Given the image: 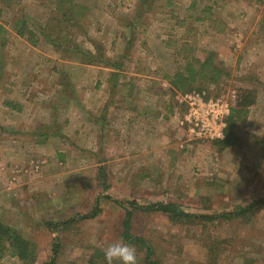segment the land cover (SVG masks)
<instances>
[{"label":"rangeland","instance_id":"obj_1","mask_svg":"<svg viewBox=\"0 0 264 264\" xmlns=\"http://www.w3.org/2000/svg\"><path fill=\"white\" fill-rule=\"evenodd\" d=\"M136 3L0 0V218L33 244L30 264L53 255L51 264H106L104 249L117 240L144 264L139 243L123 238L117 201L218 214L264 197V0H152L139 20ZM50 17L62 47L125 54L120 72L110 78L113 69L57 51L38 36ZM19 20L36 43L16 34ZM209 56L224 70L217 81L170 90L173 74ZM246 89L254 101L230 145L186 137L177 94ZM96 201V217L51 232L49 223L87 214ZM130 232L160 264H264V207L246 219L189 223L136 210ZM0 264L22 263L7 253Z\"/></svg>","mask_w":264,"mask_h":264},{"label":"trees","instance_id":"obj_2","mask_svg":"<svg viewBox=\"0 0 264 264\" xmlns=\"http://www.w3.org/2000/svg\"><path fill=\"white\" fill-rule=\"evenodd\" d=\"M152 4V0H137L136 3V12L138 14V20L142 17L139 15L143 10L149 11ZM52 17L47 20L45 25L40 28V35L45 40H47L50 44L56 47L57 51H65L67 53H79L81 58H85L86 64H98L113 69L115 72H111V77L116 75L117 72H120L122 63L117 60L123 59L126 55L119 54L116 58H105L102 59L101 48L93 45V50L87 49H79L77 46L73 44H66L65 47H62V44L59 39L60 32L56 34V36L52 35L53 23L51 22ZM53 26V27H52ZM2 30V28L0 27ZM16 34L18 36L30 35L31 44L37 42L38 38L33 39V32H25L24 30V21L19 20L15 24ZM3 31V30H2ZM64 39V38H63ZM127 43V41H126ZM127 48L125 47V51ZM71 51V52H70ZM113 60V61H111ZM194 63H197L195 61ZM211 56H209L206 60L199 62L197 64H191L187 62L184 66V72L177 71L173 76L170 77L169 84L170 90L172 91H189L191 87H193V83L198 79L205 78L206 81H217L221 74L224 73L223 68L219 64L213 63ZM194 91V90H192ZM201 91V90H195ZM253 93L251 90H242L240 94L235 99V104L231 108L230 114L226 119V127L224 130V138L221 140L212 141L213 144L218 145L219 147H225L231 144L233 140V128L235 123L240 120L246 113V107L251 104L253 100ZM11 103L7 104L10 105ZM53 134H57L56 132ZM119 206H121L125 211L124 217L122 220V235L123 238L128 242L136 244L139 243V248L144 250V264H160L156 262V260L152 259V254L154 253V248L152 245L144 238L140 236L133 235L130 232V217L131 214L136 211H155L161 212L167 216L172 221H180V222H207V221H215L217 219L220 220H232V219H246L251 215L256 213L257 210L264 207V197L255 199L251 201L248 205L243 207H238L234 210L222 212L218 214H193L183 211L178 205L171 202H154L146 205H140L135 201H117ZM98 201L95 202L94 208L87 214L81 215L78 218H70L68 220L62 222H54L49 223L51 228V232H56L58 226L69 224L70 222H74L79 219L85 218H94L99 214L100 208L98 206ZM58 248V241L56 240L53 245V251L56 252ZM10 254L17 259L20 260L22 264H30L35 260V251L33 244L23 236L18 230L12 228L9 224L3 221L0 218V259L5 254ZM55 254V253H54ZM54 259V255L52 257ZM50 260L47 264H51L53 260Z\"/></svg>","mask_w":264,"mask_h":264},{"label":"built area","instance_id":"obj_3","mask_svg":"<svg viewBox=\"0 0 264 264\" xmlns=\"http://www.w3.org/2000/svg\"><path fill=\"white\" fill-rule=\"evenodd\" d=\"M176 99L184 107L178 124L189 140L215 141L224 138L226 119L235 104V92L228 96H210L204 91L194 90L179 93Z\"/></svg>","mask_w":264,"mask_h":264},{"label":"clouds","instance_id":"obj_4","mask_svg":"<svg viewBox=\"0 0 264 264\" xmlns=\"http://www.w3.org/2000/svg\"><path fill=\"white\" fill-rule=\"evenodd\" d=\"M106 264H138V254L134 246L123 240L109 244L104 249Z\"/></svg>","mask_w":264,"mask_h":264},{"label":"crops","instance_id":"obj_5","mask_svg":"<svg viewBox=\"0 0 264 264\" xmlns=\"http://www.w3.org/2000/svg\"><path fill=\"white\" fill-rule=\"evenodd\" d=\"M162 80H163V79H162ZM161 85H162V84H161ZM155 97H158V96H155ZM30 142H31V144H34V145H38V144H43V145H44V144H45V141H44L43 139H41L40 141H37L38 143L35 142V140H34V141L32 140V141H30Z\"/></svg>","mask_w":264,"mask_h":264}]
</instances>
